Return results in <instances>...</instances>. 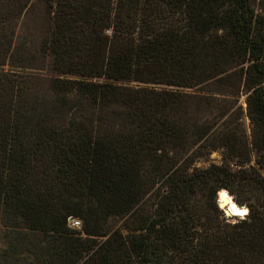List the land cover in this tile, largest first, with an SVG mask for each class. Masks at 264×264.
Segmentation results:
<instances>
[{
    "label": "trees",
    "instance_id": "obj_1",
    "mask_svg": "<svg viewBox=\"0 0 264 264\" xmlns=\"http://www.w3.org/2000/svg\"><path fill=\"white\" fill-rule=\"evenodd\" d=\"M262 169L264 0H0V264H264Z\"/></svg>",
    "mask_w": 264,
    "mask_h": 264
},
{
    "label": "rangeland",
    "instance_id": "obj_2",
    "mask_svg": "<svg viewBox=\"0 0 264 264\" xmlns=\"http://www.w3.org/2000/svg\"><path fill=\"white\" fill-rule=\"evenodd\" d=\"M20 34H22V35H24V36H29V31H28L27 29H26V30L23 29V30L20 31ZM241 102H242V104H243V108H244V110H245V112H244V116H243V119H242V123H243L244 127L246 128L247 133L250 135L251 132H252V124H251V121H250V119H249V117H248V115H247V113H246L247 104H246V102H245V96L242 97ZM256 158H257V156H256V154H254V155H253V162H252L254 165H257V164H256ZM222 162H223V160H222V154H221V152H220V151H213V152H211L210 154L204 156V157L198 162L197 165L200 166V167H205V166H208V165L211 164V163H222ZM232 166L235 167V162L232 163ZM262 172H263V174H264V169H262ZM221 191H222V190H221ZM223 191L228 192V194L230 195V197L232 198V200L234 201V203H236L235 200H234V196L231 195V194L229 193V191H227V190H225V189H223ZM223 191H222V192H223ZM220 194H221V193L219 192V199H218V201H219V204L221 205L222 203H221V197H220ZM236 204H237V203H236ZM237 205H238V204H237ZM239 206H240V205H239ZM243 206H244V205H243ZM223 210H224V213H225V215H226L227 207L224 206V207H223ZM226 217L229 218L227 215H226ZM229 219H230V220H235V221L240 220L239 217H237V216H231ZM5 230H6L5 227L2 226V225H0V247L4 246V238H3V236H4V232H5Z\"/></svg>",
    "mask_w": 264,
    "mask_h": 264
},
{
    "label": "clouds",
    "instance_id": "obj_3",
    "mask_svg": "<svg viewBox=\"0 0 264 264\" xmlns=\"http://www.w3.org/2000/svg\"><path fill=\"white\" fill-rule=\"evenodd\" d=\"M227 195V193H224ZM221 208L224 207L223 204L220 205ZM250 214V209L244 205V206H238L236 203H231L229 205V209L226 212V215L230 218L231 216H237L240 220L246 219ZM231 223H236L235 220H230Z\"/></svg>",
    "mask_w": 264,
    "mask_h": 264
},
{
    "label": "bare ground",
    "instance_id": "obj_4",
    "mask_svg": "<svg viewBox=\"0 0 264 264\" xmlns=\"http://www.w3.org/2000/svg\"><path fill=\"white\" fill-rule=\"evenodd\" d=\"M224 193H227V195L226 196H224V195H220V197H221V203L223 204V205H226V204H228V207H227V210L229 209V205H230V202L231 203H234V201L232 200V198L230 197V195L228 194V192H223V194ZM239 206V205H238Z\"/></svg>",
    "mask_w": 264,
    "mask_h": 264
},
{
    "label": "built area",
    "instance_id": "obj_5",
    "mask_svg": "<svg viewBox=\"0 0 264 264\" xmlns=\"http://www.w3.org/2000/svg\"><path fill=\"white\" fill-rule=\"evenodd\" d=\"M69 225L73 228H81L82 222L78 218H69Z\"/></svg>",
    "mask_w": 264,
    "mask_h": 264
},
{
    "label": "water",
    "instance_id": "obj_6",
    "mask_svg": "<svg viewBox=\"0 0 264 264\" xmlns=\"http://www.w3.org/2000/svg\"><path fill=\"white\" fill-rule=\"evenodd\" d=\"M224 206L228 207V204H226V205H224Z\"/></svg>",
    "mask_w": 264,
    "mask_h": 264
},
{
    "label": "snow or ice",
    "instance_id": "obj_7",
    "mask_svg": "<svg viewBox=\"0 0 264 264\" xmlns=\"http://www.w3.org/2000/svg\"><path fill=\"white\" fill-rule=\"evenodd\" d=\"M222 195L226 196V194H222Z\"/></svg>",
    "mask_w": 264,
    "mask_h": 264
}]
</instances>
